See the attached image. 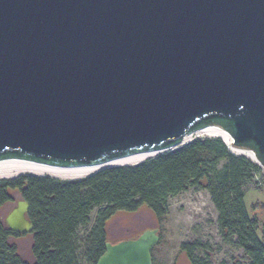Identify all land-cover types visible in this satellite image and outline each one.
Masks as SVG:
<instances>
[{
  "label": "water",
  "instance_id": "1",
  "mask_svg": "<svg viewBox=\"0 0 264 264\" xmlns=\"http://www.w3.org/2000/svg\"><path fill=\"white\" fill-rule=\"evenodd\" d=\"M211 124L264 167V0H0V160L101 165ZM28 207L4 226L31 233ZM159 239L95 264H152Z\"/></svg>",
  "mask_w": 264,
  "mask_h": 264
},
{
  "label": "trees",
  "instance_id": "2",
  "mask_svg": "<svg viewBox=\"0 0 264 264\" xmlns=\"http://www.w3.org/2000/svg\"><path fill=\"white\" fill-rule=\"evenodd\" d=\"M257 174L259 166L231 153L220 137H197L137 164L106 167L76 180L33 174L0 179V207L12 200L11 190L28 203L27 217L33 224L31 264H78L80 228H86L83 256L95 264L107 241L105 223L116 212L145 206L161 218L170 198L202 187L218 212L223 238L243 250L248 264H264V237H259L258 221L244 202L245 186ZM10 235L18 233L0 221V264H30L8 242ZM194 248L195 244L181 245L192 264H203L193 257Z\"/></svg>",
  "mask_w": 264,
  "mask_h": 264
},
{
  "label": "rangeland",
  "instance_id": "3",
  "mask_svg": "<svg viewBox=\"0 0 264 264\" xmlns=\"http://www.w3.org/2000/svg\"><path fill=\"white\" fill-rule=\"evenodd\" d=\"M197 137L215 136L199 132L190 135V140ZM227 149L230 151L228 146ZM236 149L250 151L246 148ZM156 154L147 156L142 161ZM235 155L246 157L260 168V175H254L253 179L245 186L244 202L249 214L257 219V233L262 238L264 237V167L258 161L255 162L244 154L236 153ZM36 172L38 173L20 171L13 176L0 177V179L13 178L21 174L49 176L60 180H76L88 176H53L44 170ZM9 193L12 196V200L0 207L1 222H3L4 217L16 202L21 199L20 193L17 190H11ZM96 211L97 209H94L91 212L88 227L93 223ZM217 217L218 212L212 204L208 192L202 187H190L169 199L167 212L161 218H157L145 206H141L134 212H116L105 223L106 239L114 243L122 239L136 237L146 229L156 228L160 239L151 251L152 264H192L186 252L181 250L182 244H195L193 257L197 261L203 262V264H248V259L244 255L243 250L223 238L218 228ZM85 231L86 228H80L76 234L79 246L78 264H90L83 256ZM8 242L15 245L17 254L21 259L30 264L33 263L34 257L31 252L32 233L10 235Z\"/></svg>",
  "mask_w": 264,
  "mask_h": 264
},
{
  "label": "bare ground",
  "instance_id": "4",
  "mask_svg": "<svg viewBox=\"0 0 264 264\" xmlns=\"http://www.w3.org/2000/svg\"><path fill=\"white\" fill-rule=\"evenodd\" d=\"M199 132H202L210 136H218L222 138L223 141L227 144L231 152L235 154L236 153L244 154L248 156L250 159H252L253 161L257 162L254 154L251 151L237 150L234 146H232V143H231L232 141H231V137L229 136V134L225 130L213 124L208 125L202 129H199L187 135L184 138V142H187L190 140V135L194 133H199ZM156 153L157 152H146V153L133 154L130 156L114 159L110 162H107L101 165L70 167V168L51 166V165L36 163L32 161L21 160V159H4V160H0V177H10L20 171L38 173L36 171H39V170L47 171L48 173H50V175H53V176L80 177V176L90 175L96 172L97 170L103 167H106V166L136 164L142 161L143 159H145L147 156H152Z\"/></svg>",
  "mask_w": 264,
  "mask_h": 264
}]
</instances>
